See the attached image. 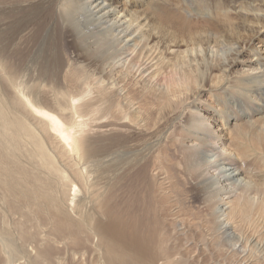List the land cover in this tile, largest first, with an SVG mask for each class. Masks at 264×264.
<instances>
[{
	"label": "bare ground",
	"instance_id": "obj_1",
	"mask_svg": "<svg viewBox=\"0 0 264 264\" xmlns=\"http://www.w3.org/2000/svg\"><path fill=\"white\" fill-rule=\"evenodd\" d=\"M0 3V264H179L194 194L264 223V0Z\"/></svg>",
	"mask_w": 264,
	"mask_h": 264
},
{
	"label": "rangeland",
	"instance_id": "obj_2",
	"mask_svg": "<svg viewBox=\"0 0 264 264\" xmlns=\"http://www.w3.org/2000/svg\"><path fill=\"white\" fill-rule=\"evenodd\" d=\"M10 5L11 4L9 3H0V30L7 33V36L12 31L11 25H14V22H12L13 20L10 19V22L8 18L9 9L12 10ZM4 15L7 17H2ZM9 50H12L11 46L9 47ZM10 65H13L12 62L7 63V66ZM0 88L2 91L6 92V89H8V81H0ZM202 100V105L205 104L212 110H215L216 103L214 102L213 97H211L210 92L205 94ZM16 107L19 110L18 112H21L29 122H35L34 119L30 117V112L28 110H25L24 107ZM203 108L205 107H200L199 109L203 110ZM27 114L29 116H27ZM191 194H194V192L190 193V195ZM193 197L194 199L191 203L185 200L184 206L187 210H190L187 215L183 212L185 219L176 224L175 228L167 226L168 232L170 230V235L168 234L170 240H168V245L173 248V251H170V256L168 255V258L171 257L170 260L172 262H179V264H264V223L254 222L253 224L244 226L240 231L242 234V238L239 239L240 242H236L235 245H233V243H226L224 236L220 233L219 229L217 230V228H215V223L211 218L204 221L203 219L198 220L197 218L190 216L192 213H204V208L201 207L202 205L199 203L200 201L196 200L197 197L195 194ZM191 210H193L192 213ZM188 219L190 220L188 221ZM210 223H212V225ZM249 237H254L259 240L257 248L249 250V246L246 245V240ZM244 245H246L247 248L244 247ZM19 260L22 261V257L17 259L15 264H23V262L26 264L24 258L22 263ZM66 260V264H75L71 263L70 259Z\"/></svg>",
	"mask_w": 264,
	"mask_h": 264
}]
</instances>
